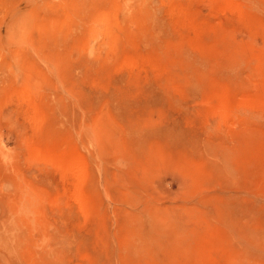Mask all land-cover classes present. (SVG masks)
Segmentation results:
<instances>
[{
  "label": "rangeland",
  "instance_id": "1",
  "mask_svg": "<svg viewBox=\"0 0 264 264\" xmlns=\"http://www.w3.org/2000/svg\"><path fill=\"white\" fill-rule=\"evenodd\" d=\"M0 264H264V0H0Z\"/></svg>",
  "mask_w": 264,
  "mask_h": 264
}]
</instances>
